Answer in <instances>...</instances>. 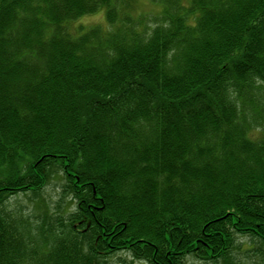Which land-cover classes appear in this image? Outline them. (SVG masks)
Instances as JSON below:
<instances>
[{"label":"trees","instance_id":"16d2710c","mask_svg":"<svg viewBox=\"0 0 264 264\" xmlns=\"http://www.w3.org/2000/svg\"><path fill=\"white\" fill-rule=\"evenodd\" d=\"M151 1L150 24L104 33L70 27L116 0H0V264L264 245V0ZM55 164L77 202L62 235L3 210Z\"/></svg>","mask_w":264,"mask_h":264},{"label":"rangeland","instance_id":"374dc122","mask_svg":"<svg viewBox=\"0 0 264 264\" xmlns=\"http://www.w3.org/2000/svg\"><path fill=\"white\" fill-rule=\"evenodd\" d=\"M131 1V6L127 8L118 6L120 3H126L122 0L114 2L116 16L111 22L106 21L105 10L99 8L72 22L70 29L73 32H78L77 29L80 28L85 31L100 28L104 33H112L119 30L120 27L125 30L130 25L136 26L137 23L148 25L153 17L162 15V6L156 2L151 0ZM123 21L131 24L127 25ZM49 169L38 168L39 171L47 173L48 177L40 190L35 193L29 192L10 197L3 210L10 215L17 214L18 217H26L30 221L29 224L33 226L32 228L38 226L42 230V227H46V229L50 228L62 235L64 234L63 226L67 225L69 217L76 212L77 202L71 194L70 182L66 180L60 167L55 164ZM105 263L143 264L133 260L128 253L114 254ZM182 264H264V245L248 236H237L225 261H206L187 257Z\"/></svg>","mask_w":264,"mask_h":264}]
</instances>
